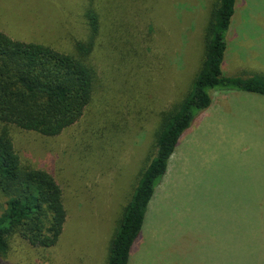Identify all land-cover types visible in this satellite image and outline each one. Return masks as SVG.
Instances as JSON below:
<instances>
[{"label":"rangeland","instance_id":"rangeland-1","mask_svg":"<svg viewBox=\"0 0 264 264\" xmlns=\"http://www.w3.org/2000/svg\"><path fill=\"white\" fill-rule=\"evenodd\" d=\"M103 3L112 10L114 0ZM75 4L76 0H0V30L15 39L52 45V40L60 42L57 36L66 29L64 20L72 30L80 24L76 20L80 4ZM205 5L204 0H175L174 8L169 5L162 13L166 17L157 36L153 11L158 7L140 8L149 25L141 30L140 39L148 52H154L144 54L142 64L154 85L143 90V96L137 93L142 100L135 108L125 103L130 116L146 107V117L152 113L157 123L161 110L180 101L193 86L202 63L199 25L208 16ZM185 9L189 22L193 20L178 28L182 31L176 42L182 47L178 50L174 44L173 51L168 50L170 66L162 70L166 63L159 62L156 51L162 55L166 50L163 37L172 34L173 14L180 22ZM227 37L223 64L227 76L264 73V0H238ZM211 92V107L181 138L129 264H264V95ZM94 109L90 106L57 137L17 132V149L23 157L52 172L61 184L68 215L55 246L33 247L18 240L7 257H0V264H107L122 211L134 194L154 140L150 126V132L139 129L114 144L108 138L112 132L101 131L105 120L95 116ZM94 135L102 137V142L93 144L101 149L94 152L109 151L108 166H98L92 159L95 154L85 152L88 136ZM1 203L2 198L0 212Z\"/></svg>","mask_w":264,"mask_h":264},{"label":"trees","instance_id":"trees-1","mask_svg":"<svg viewBox=\"0 0 264 264\" xmlns=\"http://www.w3.org/2000/svg\"><path fill=\"white\" fill-rule=\"evenodd\" d=\"M103 1L76 0L75 7L80 4V19H76L80 24L72 30L71 23L64 20L66 29L57 36L60 42L50 41L53 46L15 39L0 30V257H7L18 240L33 247L55 246L68 215L64 191L56 176L24 158L17 149L18 131L57 137L76 124L92 105L95 116L105 120L101 131L109 129L112 133L108 138L114 144L122 143V138L139 129L150 132L152 126L154 145L148 150L151 152L139 171L134 194L122 211L109 248L107 264H129L150 205L169 172L183 134L213 103L211 89L264 95V73L242 78L227 76L223 70L238 0H204L208 16L199 25V42L204 48L193 86L180 101L161 110L157 123L152 113L146 117V107L130 116L125 103L135 108L142 100L137 93L143 96L142 91L154 85L142 64L143 55L154 52H148L140 39L141 30L149 25L139 10L158 7L157 12L153 11L157 36L163 28L161 19L166 17L162 13L169 5L174 8L175 0H114L112 10ZM189 13L183 10L180 22L173 14L172 34L163 37L166 50L162 55L156 51L159 62L163 59L166 63L162 70L170 66L168 50L173 51L174 44L180 49L176 35L182 31L178 29L181 24L192 22ZM147 18H152L148 12ZM41 35L49 36L44 32ZM171 41L173 46L169 48ZM88 139L85 152L95 154L92 159L95 157L98 166H108L105 156L109 151L94 152L101 149L93 144L102 142V137Z\"/></svg>","mask_w":264,"mask_h":264},{"label":"crops","instance_id":"crops-1","mask_svg":"<svg viewBox=\"0 0 264 264\" xmlns=\"http://www.w3.org/2000/svg\"><path fill=\"white\" fill-rule=\"evenodd\" d=\"M237 7H238V1H237ZM237 7H236V8H237Z\"/></svg>","mask_w":264,"mask_h":264}]
</instances>
